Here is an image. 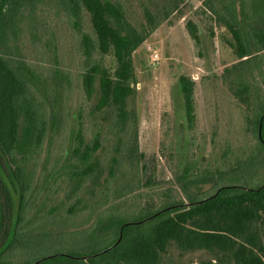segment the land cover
Here are the masks:
<instances>
[{
	"label": "trees",
	"instance_id": "1",
	"mask_svg": "<svg viewBox=\"0 0 264 264\" xmlns=\"http://www.w3.org/2000/svg\"><path fill=\"white\" fill-rule=\"evenodd\" d=\"M46 1L0 0V264H33L5 258L28 245L31 233L46 229L53 237H71L73 244L99 241L101 246L58 249L38 264H162L172 246L207 251L227 264H264V184L240 186L234 177L238 169L191 179L185 168L182 190L188 205L181 206L182 200L170 196L156 200L149 191L155 179H143L145 155L129 110L138 89L134 54L172 14L182 19L183 8H193L191 0H143L142 16L132 15L124 0H59L77 28L82 10L88 17L94 39L83 34L86 53L96 50L115 63L109 68L95 62L82 75L86 97L97 94L96 110L115 118L113 145L103 144V122L85 126L78 113L69 149L59 134L67 129L58 113L62 92L36 75L21 44L29 19ZM197 1L196 12L211 22V35L220 29L232 37L236 60L221 79L264 152V0ZM186 28L199 47L196 24L188 20ZM54 75L60 84V74ZM193 84L180 77L190 125ZM207 183L213 184L212 192L188 191ZM12 189L19 198L17 211Z\"/></svg>",
	"mask_w": 264,
	"mask_h": 264
},
{
	"label": "rangeland",
	"instance_id": "2",
	"mask_svg": "<svg viewBox=\"0 0 264 264\" xmlns=\"http://www.w3.org/2000/svg\"><path fill=\"white\" fill-rule=\"evenodd\" d=\"M125 1L132 8V15L142 16L143 0ZM191 5L192 9L189 6L183 8L185 16L182 19L178 18V13L172 14L134 54L138 89L129 100V110L136 118L133 131L136 130L139 149L145 155L143 179L146 175L155 179L156 186L149 191L161 201L170 196L172 200L188 203L182 190L185 168H189L191 179L238 169L234 177L240 186L256 188L264 184L262 147L249 130L243 110L221 79L223 69L236 60L231 48L232 37L228 31L220 29L214 31L213 37L211 22L196 12L200 10V2L191 0ZM70 12L61 1L47 0L29 19L30 30L23 34L21 44L36 75L49 89L58 87L62 92L58 98V113L66 120V131L59 133L63 146L70 148L72 130L80 113L85 126L94 121L103 122V135L107 139L103 144L110 148L117 136L113 125L115 118L96 110L97 94L90 100L86 97L82 75L95 62L113 68L114 59L110 55L101 56L96 50L90 55L86 53L83 34L94 39L88 17L82 10L81 26L77 28L76 18ZM188 20L197 26L201 40L199 47L188 33ZM54 72L60 74V84L55 81ZM181 76L194 83L195 120L192 125L186 118ZM40 89L45 95L44 88ZM90 130L86 131L87 137ZM55 147H59V138ZM223 182L226 179L218 184ZM213 187L207 183L198 188L189 187L188 191L208 193ZM146 190L143 188V202L147 198ZM46 230L31 233L34 236L28 245L5 259L35 264L58 249L93 250L101 246L99 241L73 244L71 237L60 239ZM210 261L227 264L216 261L207 251H182L172 246L162 264Z\"/></svg>",
	"mask_w": 264,
	"mask_h": 264
},
{
	"label": "water",
	"instance_id": "3",
	"mask_svg": "<svg viewBox=\"0 0 264 264\" xmlns=\"http://www.w3.org/2000/svg\"><path fill=\"white\" fill-rule=\"evenodd\" d=\"M11 193H12V195H13V199H14V203H15V207H16V211H17V210H18V206H19V198H18V196L16 195V193H15V191H14L13 189L11 190ZM186 205H188V203H184V204L181 205V206H186ZM120 240H121V237L119 238L118 242H119ZM103 252H105V251H103ZM42 260H44V259H42ZM42 260L36 262L35 264H38V263L41 262Z\"/></svg>",
	"mask_w": 264,
	"mask_h": 264
},
{
	"label": "built area",
	"instance_id": "4",
	"mask_svg": "<svg viewBox=\"0 0 264 264\" xmlns=\"http://www.w3.org/2000/svg\"><path fill=\"white\" fill-rule=\"evenodd\" d=\"M155 60H158V57H157V55H155Z\"/></svg>",
	"mask_w": 264,
	"mask_h": 264
}]
</instances>
